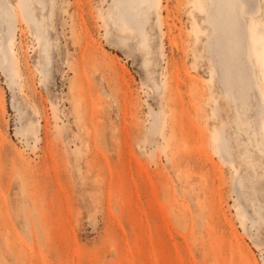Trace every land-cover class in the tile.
Returning <instances> with one entry per match:
<instances>
[{"label": "rangeland", "instance_id": "obj_1", "mask_svg": "<svg viewBox=\"0 0 264 264\" xmlns=\"http://www.w3.org/2000/svg\"><path fill=\"white\" fill-rule=\"evenodd\" d=\"M114 1L10 0L24 21L14 45L0 24L19 59L12 79L0 65V264H264V162L237 157L264 128V0H161L148 67ZM227 61L238 102L222 106Z\"/></svg>", "mask_w": 264, "mask_h": 264}, {"label": "bare ground", "instance_id": "obj_2", "mask_svg": "<svg viewBox=\"0 0 264 264\" xmlns=\"http://www.w3.org/2000/svg\"><path fill=\"white\" fill-rule=\"evenodd\" d=\"M161 2H162L161 0H115L113 2V5H112V10L109 11V13L111 14L113 12V9H115L116 12L114 13V15H116V20H119L118 30L120 31V33L122 34L124 31H126V32H129L130 34H132L131 37L123 35L124 36V40H123L124 43L122 42V44H126V43L130 42L132 45H135V49H137L138 51H140V52H142L144 54V59H143V66L144 67H148L149 64L152 62L151 61V57H150L151 56L150 36H149L148 31H147V24L149 23V19H150L149 15L152 13V11L155 8H157L159 6V4ZM17 3H16V5H13V4H11L10 0H0V24L6 26L7 30H6L5 34H7L8 36L11 37V41L13 42L12 43L13 45L15 43V37L23 32V30H21V28L19 26H21L23 24L24 19H23V16H22V10H21L19 4H17ZM225 17L228 20L231 17V11L226 10ZM32 18H33V21L31 20V23H33V25H35L37 27V29L40 30V37H41V40H42V44L45 46V51L48 53V50H49V47H50V42H49V39H48L49 29H46L45 24L42 23V21L44 22L45 18L42 17V21L41 22L39 20H35V18L33 16H32ZM28 21H29V19H28ZM222 36L225 37L224 34H222ZM74 38H75V36H74ZM13 45H11L9 47V50L7 49V47L4 44V36L2 35V31L0 30V65L2 67V70L6 71L11 76V79H12V77L13 78L15 77L14 76L15 75L14 68H12L13 64L16 65L19 62L16 50L13 47ZM232 70H233V66L228 61L221 68L220 83H221V85L223 87V94H222L223 105L222 106H231V103H233V105H236L237 102H238V101H236V99H232L231 96H230V89H231L230 79L232 77ZM185 76H186V78L189 81V85H191L193 77L187 72H186ZM76 84H77V82H76ZM77 86H78V84H77ZM194 86H196V85H194ZM74 87H75V85H74ZM194 94H196L198 96V98H200L199 97V93L196 90L194 91ZM260 94L262 95L261 92H260ZM263 100H264V95H263ZM199 101H201V100H199ZM241 103H242L241 104L242 112L241 113L237 112V117H235V122L237 123V128L239 130L247 131L248 129H251L252 121H251V118L249 119L250 116L249 115L247 116V114H249V113H247V111H249L248 105L244 101H242ZM200 117H202V116H200ZM196 118H197V116H196ZM199 120H200V125H201L202 121H201V119H199ZM97 124H98V122H97ZM97 124L95 126L96 128H97ZM205 124H206V121H205ZM208 124H211V123H207L206 125H208ZM228 124H229V122L227 121V119L226 120H223V119L220 120L219 126L221 127L222 132H225V129L227 128V126H229ZM208 126L207 127L205 126L207 128V130L210 129ZM211 127H213V129L211 128L210 131L211 130L215 131L216 126L212 124ZM259 128H260L259 131H257V130H251L250 131V133H252V137L254 139V142L251 141V143H250V147L251 148H249L248 145H246L243 148V151L239 152L238 155H237V157L239 156L241 158V163H242L241 166H243L245 170H252L255 173H258V171L262 169V165H263V162H264L263 159H262L264 157V128H263L262 125L259 126ZM182 137H184V135ZM217 138L218 137H214V139H213L214 141L213 142L215 144V146H214L215 154L219 155L221 153V150H220V144H219V141H218ZM202 142H203V140H202ZM202 142H201V144H202ZM202 148H203V146H202ZM184 155L186 156L187 154H184ZM186 158H187V156H186ZM182 159H184V158H182ZM183 161L184 160H182L181 164L183 163ZM177 162H178V160H177ZM172 163H173V161H172ZM176 165H179V162H178V164L176 163ZM177 172H176V175H177ZM21 181H22V178H21ZM206 181H207V179H206ZM11 183H12V181H11ZM21 183H23V182H21ZM9 186H11V185H9ZM34 186L36 187V185H34ZM168 188H166V189H168ZM6 189L8 190V188H6ZM166 189H165V191H166ZM168 190H171V189H168ZM26 193H24V194H26ZM167 193L169 194L170 192H167ZM6 194H8V192ZM163 194H165V193H163ZM17 197H18V195H17ZM168 197H169V195H168ZM168 197H166V198L169 199ZM170 197H171V195H170ZM19 198H20V196H19ZM29 198H31V196H29ZM32 199L33 198H31V200ZM32 204H35V202L32 203ZM34 207H33V209H34ZM171 207L172 206H170V208ZM172 209H173V212H175L174 208H172ZM172 209H170V211ZM35 210H37V209H35ZM35 210H33V211H35ZM179 210H177V211H179ZM238 218L242 219L243 215L239 214Z\"/></svg>", "mask_w": 264, "mask_h": 264}]
</instances>
